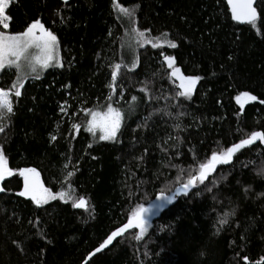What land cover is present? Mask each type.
<instances>
[{"label":"trees","instance_id":"trees-1","mask_svg":"<svg viewBox=\"0 0 264 264\" xmlns=\"http://www.w3.org/2000/svg\"><path fill=\"white\" fill-rule=\"evenodd\" d=\"M255 8L256 21L239 24L225 0L9 2L6 32L39 19L57 37L61 64L20 81L12 69L0 72L13 108L0 120L12 173L0 190V264H81L142 208V235L125 230L85 264H264V142L177 191L213 152L264 133V0ZM133 29L148 42L129 46ZM175 68L201 77L190 98L178 95ZM113 86L122 94L115 103ZM242 92L257 99L241 108ZM134 96L114 140L89 134L90 111L128 107ZM27 167L55 200L39 206L18 195ZM81 198L84 207H74Z\"/></svg>","mask_w":264,"mask_h":264},{"label":"snow or ice","instance_id":"snow-or-ice-1","mask_svg":"<svg viewBox=\"0 0 264 264\" xmlns=\"http://www.w3.org/2000/svg\"><path fill=\"white\" fill-rule=\"evenodd\" d=\"M9 0H0V25L4 28H8L7 21L10 17L5 14L6 8L8 7ZM228 4L231 6L232 19L233 20H246L250 23L255 22L257 19L256 9L253 7V0H228ZM120 12L129 19H131L135 13L132 9L121 8ZM148 42L145 32H138L135 29L132 30V34L129 38V46L132 43ZM57 46V37L53 32L47 30L39 19L34 20L32 23L28 24L27 28L23 32H19L12 35H6L4 32L0 31V69H3L7 61V66H14L18 73H23V75L18 77L23 79L24 76L29 73H36L37 68H46L52 66L55 63V50ZM153 44V47H156ZM170 47L176 48L175 43H170ZM231 59V57H230ZM165 60L168 62L169 68H173V57L166 56ZM119 67V65H117ZM180 73L179 68H175L171 73L172 76H178ZM116 72L112 73L113 80L116 79ZM36 78H39L36 76ZM180 88L182 91L178 93L179 96L185 98H190L192 95L193 88L198 80L201 79L199 76H179ZM8 93L0 91V120H3L7 114L12 113L13 108L11 102L7 99ZM16 96H20V92H16ZM241 97H250L251 100L255 101L256 96L251 95L249 92H242L236 97L239 102ZM111 99V98H110ZM136 97H132L133 101H136ZM264 104V101H261ZM135 107L131 104L129 110ZM63 111V109H61ZM91 119L87 121V131L93 134L97 130L100 132L99 139L103 141L114 140L117 133L120 131L122 121L124 120V115H122L121 109L119 107L114 108L112 104L109 103L107 111H90ZM73 127L79 128V125H73ZM4 131V127L0 125V132ZM55 139V137H53ZM259 139L264 142V133L252 132L248 139L240 140L239 143L233 144L231 147L227 148L226 152L221 153L219 156L217 153L213 152L211 155V161L207 164H200L199 174L192 176L188 183L183 184V192L187 194L189 188L193 187L194 182L199 181L203 184L208 177L209 173L216 168L217 165H227L232 159L235 153H238L245 145H252L255 140ZM11 170L5 165V160L3 154H0V179H3L5 175H11ZM19 174L24 177V187L23 190L18 193L20 197H28L37 204L47 203L48 199H56L57 194H53L49 189L43 187L35 177L38 175L34 168H24L19 170ZM30 174L31 177H30ZM69 177L72 173H68ZM180 191V189H177ZM59 196L64 197L66 194L64 192L58 193ZM162 199L170 202L172 197H162ZM84 199L81 198L78 202L73 204L76 208L84 207ZM163 205H158L157 207H162ZM148 211V209H140L132 213L128 222L123 225L122 228H118L113 231L111 235L107 237L106 240L98 248L96 252H100L101 249L109 245L114 238L119 237L127 229H132L133 226L140 229L141 235L146 231L147 222L143 219L142 213ZM221 224L227 223V220L222 219ZM137 240L140 239L138 235Z\"/></svg>","mask_w":264,"mask_h":264},{"label":"rangeland","instance_id":"rangeland-1","mask_svg":"<svg viewBox=\"0 0 264 264\" xmlns=\"http://www.w3.org/2000/svg\"><path fill=\"white\" fill-rule=\"evenodd\" d=\"M11 0H9V2H10ZM7 23H8V21H7ZM0 31H2V32H4L6 35H12V34H10V33H8V32H6V28H4L3 27V25H0ZM5 64H6V66L3 68V69H0V72L1 71H3L4 69H12L15 73H16V81L18 80V77L19 76H21V75H23V73H18V71H17V69L14 67V66H12V67H9V66H7V61H5ZM60 56H59V49H58V44H57V46H56V50H55V63L52 65V66H49V67H46V68H43V69H41V68H37V72L36 73H29L28 75H26V76H24V78L23 79H19V81L20 80H24V79H27L28 77H32V76H35V75H39V74H42V73H44V72H46L48 69H54V68H58V67H60ZM117 70V69H116ZM116 70H114V71H116ZM116 73H117V71H116ZM110 78H112V74H111V76H110ZM176 79L178 80V83L180 84V79H179V76L178 77H176ZM111 80V79H110ZM111 84V83H110ZM114 87V86H113ZM3 92H5V93H8L7 91H3ZM112 93H113V96H110L111 97V99L113 100L112 102H118L120 99H121V93L120 94H118L117 93V91L115 90V87L113 88V91H112ZM7 99L9 100V101H11L10 100V95H9V93H8V96H7ZM248 99H249V97H241V99H240V101L238 102L237 101V99H236V102H237V104L242 108L243 106H244V104L248 101ZM109 104V103H108ZM131 104H134V101H132L130 104H129V106L127 107V105L124 107V108H121V112H122V115H124V119H127V118H129L130 116H131V114L135 111V107H133L131 110H129V107H130V105ZM135 105V104H134ZM113 107V106H112ZM61 109H63V111L61 110ZM98 111H103V112H106L107 111V108H105L104 110H98ZM59 112H61L62 114H66V110H65V106L62 104L61 105V107H60V109H59ZM91 119V116H89V118H88V120H90ZM87 120V121H88ZM123 122V121H122ZM122 125V124H121ZM86 128H87V122H86ZM89 134L93 137V138H97V140H100L99 139V136H100V132H99V130H97L96 131V133L95 134H93V133H91V132H89ZM103 141V140H102ZM107 141H110V140H107ZM227 151V149H224V150H222L220 153H217V155L219 156L221 153H223V152H226ZM235 155V154H234ZM211 160V159H210ZM210 160L207 162L206 161V163H204V164H207V163H209L210 162ZM218 166V165H217ZM216 166V168H218ZM27 168H32V167H27ZM215 168V169H216ZM24 169V168H23ZM35 169V168H34ZM36 170V169H35ZM200 170V169H199ZM213 171H214V169H213ZM212 171V172H213ZM36 173L38 174L35 178L36 179H38V181H39V183L41 184V185H43V187H45V188H47V189H49L48 187H46L44 184H43V182H42V180H41V177H40V174L38 173V171L36 170ZM211 173V172H210ZM209 173V174H210ZM199 174V172L196 174V175H198ZM31 175L32 174H30V177H31ZM21 179H22V187H21V190L20 191H22L23 190V187H24V177L23 176H21ZM189 181V180H188ZM188 181L187 182H185V183H188ZM198 182V181H197ZM184 183V184H185ZM194 184H196L195 182H194ZM193 184V185H194ZM182 188H183V186H181V187H179V189H180V191L181 192H183V190H182ZM190 189V188H189ZM50 190V189H49ZM19 191V192H20ZM18 192V193H19ZM50 192H51V190H50ZM52 193V192H51ZM184 193V192H183ZM54 194V193H53ZM26 198H29V199H31V197L30 196H28V197H26ZM56 198H57V196H56ZM62 199H64L63 197H61ZM32 200V199H31ZM53 199H48V201H47V203L48 202H50V201H52ZM33 201V200H32ZM34 202V201H33ZM35 203V202H34ZM160 203H163V202H161L160 201ZM36 204V203H35ZM44 204H46V203H41V204H39V206L40 205H44ZM37 205V204H36ZM151 210V209H150ZM147 223L149 222V220H148V218H145L144 219ZM146 226H147V224H146Z\"/></svg>","mask_w":264,"mask_h":264},{"label":"water","instance_id":"water-1","mask_svg":"<svg viewBox=\"0 0 264 264\" xmlns=\"http://www.w3.org/2000/svg\"><path fill=\"white\" fill-rule=\"evenodd\" d=\"M226 1V3L228 4V0H225ZM255 2H256V0H253V7L255 8ZM228 7H229V12H230V15H231V18H232V12H231V6L228 4ZM256 9V8H255ZM257 13V12H256ZM258 16V15H257ZM234 22H236V23H239V24H246V23H250V22H248V21H246V20H233ZM117 71V70H116ZM115 71V72H116ZM112 83L114 84V80H112ZM112 84V85H113ZM2 180L3 179H0V190H1V183H2ZM108 245H106L105 247H107ZM96 250H94L92 253H90L85 259H84V261L81 263V264H85V262L91 257V255L95 252Z\"/></svg>","mask_w":264,"mask_h":264},{"label":"flooded vegetation","instance_id":"flooded-vegetation-1","mask_svg":"<svg viewBox=\"0 0 264 264\" xmlns=\"http://www.w3.org/2000/svg\"><path fill=\"white\" fill-rule=\"evenodd\" d=\"M236 154V153H235ZM234 157V156H233Z\"/></svg>","mask_w":264,"mask_h":264}]
</instances>
